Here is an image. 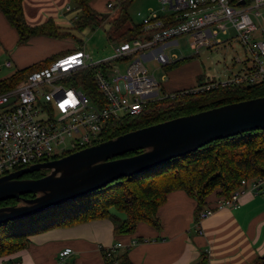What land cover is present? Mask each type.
Returning a JSON list of instances; mask_svg holds the SVG:
<instances>
[{"label": "built area", "instance_id": "2783aa9c", "mask_svg": "<svg viewBox=\"0 0 264 264\" xmlns=\"http://www.w3.org/2000/svg\"><path fill=\"white\" fill-rule=\"evenodd\" d=\"M123 1H109L106 7L113 9ZM158 1L161 13L150 9L142 17L136 37L110 41V56L94 62L84 49L77 48L31 70L16 87L0 93V105L14 98L0 107V176L96 144L101 141L108 119L140 115L149 102L173 97L177 91H165L138 56L149 50L159 67L169 66L176 61L173 56L164 50L154 52L169 40L185 36L192 51L198 52L223 43L219 34H226L230 27L245 52L244 58H234L240 69H230L223 77L211 76L179 92H204L264 81V25L257 26L252 19V15L261 16L259 9L264 8V0H245L243 4H237L240 0ZM88 73L98 92L95 98L83 88ZM52 104L60 110L57 117L51 115ZM247 191L261 193L264 198V178L243 179L229 197L212 208L201 209L194 220V231L202 234V221L215 210L238 207L240 196ZM136 242H117L106 249V254L127 250ZM71 251L64 248L59 257Z\"/></svg>", "mask_w": 264, "mask_h": 264}, {"label": "trees", "instance_id": "16d2710c", "mask_svg": "<svg viewBox=\"0 0 264 264\" xmlns=\"http://www.w3.org/2000/svg\"><path fill=\"white\" fill-rule=\"evenodd\" d=\"M70 1L80 13L76 19L77 28L83 29L89 24L100 25L104 20V16L91 8L92 0ZM126 2L127 0H124L119 5L118 14L110 24L107 32L109 41H124L139 34L140 24L131 21L126 12ZM23 3L24 0H0V12L15 29L19 44L34 36L60 35L51 18L40 24L27 23ZM76 49L66 48L48 60L17 70L8 78L0 80V93L16 87L31 70L41 68L50 60ZM187 59L189 58L178 59L165 69L171 70ZM92 72L93 70L91 74ZM89 73L85 76L88 79L84 82L83 88L95 98L98 92ZM259 96H264V81L248 86L217 88L204 92L177 91L173 97L149 102L140 115L108 119L102 130L101 141L174 117ZM133 153L135 152L125 153L123 156ZM58 157L60 156L54 158ZM44 173L45 171L39 170L23 177L38 178ZM257 177L264 178V130H250L217 139L193 152L172 158L130 177H121L70 201L0 223V257L25 248L31 235L96 219H109L115 236L134 233L139 223H146L154 229H159L160 223L156 213L169 192L182 190L194 198L196 217L201 209L212 208L219 200L229 197L240 186L241 180ZM23 197L32 198L34 194H25ZM211 197H214L212 201ZM16 204H19V201L15 199L0 202V206ZM118 214H123V217ZM114 252L107 256L106 249H102L105 264H132L128 257V249L118 254ZM253 264H264V259L258 258Z\"/></svg>", "mask_w": 264, "mask_h": 264}, {"label": "crops", "instance_id": "0c3cea01", "mask_svg": "<svg viewBox=\"0 0 264 264\" xmlns=\"http://www.w3.org/2000/svg\"><path fill=\"white\" fill-rule=\"evenodd\" d=\"M66 7L63 3L58 4V0H28L27 4L24 0L23 3L27 23L40 24L51 18L59 31L68 25L66 19L78 11L67 12ZM0 37L4 49L11 50L9 56L16 68L0 80L65 49H49L35 55L28 45H14L17 33L1 12ZM41 37L44 36H34L28 41L36 44ZM187 58L168 70L167 75L163 74V81L156 79L165 91L186 89L210 78L203 77L204 68L200 63ZM195 207L194 198L182 190H174L167 194L157 210L159 229L139 223L134 233L115 236L109 219L56 227L31 235L25 248L1 256L0 264H105L102 249L131 239L137 240L128 249L132 264H253L258 258L264 259V198L261 193L247 191L240 196L238 207L215 210L202 221V234H197L193 228ZM68 247L72 249L71 253L61 259L59 252ZM121 251L123 249H117L114 254Z\"/></svg>", "mask_w": 264, "mask_h": 264}, {"label": "water", "instance_id": "95a60500", "mask_svg": "<svg viewBox=\"0 0 264 264\" xmlns=\"http://www.w3.org/2000/svg\"><path fill=\"white\" fill-rule=\"evenodd\" d=\"M13 101L9 97L0 107ZM256 129L264 130V96L174 117L11 171L0 176V202L15 199L19 204L0 206V223L70 201L211 141ZM129 152L135 153L123 156ZM39 170L45 173L38 178L23 177Z\"/></svg>", "mask_w": 264, "mask_h": 264}, {"label": "rangeland", "instance_id": "374dc122", "mask_svg": "<svg viewBox=\"0 0 264 264\" xmlns=\"http://www.w3.org/2000/svg\"><path fill=\"white\" fill-rule=\"evenodd\" d=\"M28 0H25L27 4ZM43 1V0H39ZM115 3V0H92L91 8L99 13L101 16H104V20L100 25L98 24H89L83 29H79L76 26L77 18L80 13L77 11L72 18H67V26H62L60 33L57 37H41L38 43L33 44L26 41L25 43L19 44L18 41L14 44L18 45H28L34 50L35 55H39L42 52L49 51V49H58V48H81L84 49L86 53L90 55L91 61L102 60L112 54V46L108 40L107 32L110 28V24L113 22L114 18L117 16L120 8L116 6L113 9H108L106 7L107 2ZM250 3L252 0H246ZM124 2V1H123ZM63 3L67 5L66 11L71 12L75 10V6L70 0H58V4ZM126 12L129 15L132 22L139 24L143 16L147 15L149 10L153 9L161 13L160 3L158 0H127ZM260 15L259 18H256L252 15L253 21L257 26L264 25V8L259 9ZM71 19V20H70ZM260 21V22H259ZM223 43L215 45L211 48L201 49L198 52L192 51L187 37H179L176 39L169 40L154 48V52L158 50H164L167 54L173 56L176 60L190 57V60H196L204 68L203 77L205 76H224L230 72V69L236 71L240 69V64L234 62L235 57L244 58L245 52L234 37V31L229 27L226 34H219ZM149 50L141 51L138 56L141 57L146 67L150 72L153 73L155 79L158 81H163L162 75L168 73V70L162 67H158L156 62L149 56ZM11 50L4 49L3 40L0 37V79L4 78L8 73H12L16 70L12 59L10 58ZM9 63L6 65L5 63ZM35 63V62H34ZM122 66H125L123 64ZM202 76L197 80L199 81ZM80 77L77 78L79 81ZM204 81V80H203ZM78 87V86H77ZM51 115L57 117L60 113V110L54 105H51ZM124 113H120V116H123ZM44 171V170H43ZM79 201V200H78ZM73 204V202H71ZM114 212L113 209H111ZM120 217H123V214H118Z\"/></svg>", "mask_w": 264, "mask_h": 264}]
</instances>
